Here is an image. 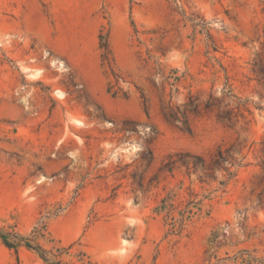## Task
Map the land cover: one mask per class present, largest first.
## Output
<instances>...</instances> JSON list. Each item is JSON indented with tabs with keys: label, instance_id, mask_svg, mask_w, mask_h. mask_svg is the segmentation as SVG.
<instances>
[{
	"label": "rangeland",
	"instance_id": "374dc122",
	"mask_svg": "<svg viewBox=\"0 0 264 264\" xmlns=\"http://www.w3.org/2000/svg\"><path fill=\"white\" fill-rule=\"evenodd\" d=\"M191 101V133L162 117ZM0 231L63 264H264V0H0ZM0 264L46 263L0 239Z\"/></svg>",
	"mask_w": 264,
	"mask_h": 264
},
{
	"label": "trees",
	"instance_id": "16d2710c",
	"mask_svg": "<svg viewBox=\"0 0 264 264\" xmlns=\"http://www.w3.org/2000/svg\"><path fill=\"white\" fill-rule=\"evenodd\" d=\"M103 48L107 50V45L103 44ZM177 80V79H175ZM212 104L206 105L208 109ZM147 110V107H145ZM199 110L198 105H193L191 101L189 104L184 105L183 111L180 109L167 105L162 108V117L165 121L176 124L180 126V129L184 132L191 133V124L189 116L191 114H197ZM226 118V117H225ZM231 120L230 117L227 118ZM151 155V153H148ZM231 151L218 149L216 154L207 162L203 157L194 156L190 153H178L170 157L167 163L164 165L169 172L174 168L176 164L186 167L187 170L196 171L200 168L203 173H207V176L212 177L216 171L223 170L224 164H230L231 166L236 163L235 161L231 162ZM225 171V170H224ZM231 175V173H229ZM40 233L34 231L31 236L23 237L17 232H2L0 231V239L5 247L9 249H15L18 246H24L25 248L34 251L38 257L46 264H63L60 260L64 250L57 249L54 253L46 251L40 246L37 242L40 237Z\"/></svg>",
	"mask_w": 264,
	"mask_h": 264
},
{
	"label": "bare ground",
	"instance_id": "6f19581e",
	"mask_svg": "<svg viewBox=\"0 0 264 264\" xmlns=\"http://www.w3.org/2000/svg\"><path fill=\"white\" fill-rule=\"evenodd\" d=\"M39 71H34L32 74H31V76L32 77H38L39 76ZM57 95L59 96V97H62V94L61 93H59V92H57ZM76 123L77 124H81V122H79V121H76Z\"/></svg>",
	"mask_w": 264,
	"mask_h": 264
}]
</instances>
